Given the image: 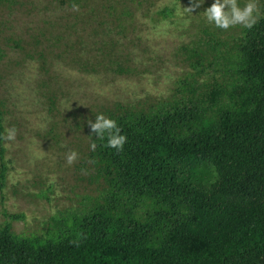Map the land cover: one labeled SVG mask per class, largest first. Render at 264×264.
<instances>
[{"label":"trees","instance_id":"obj_1","mask_svg":"<svg viewBox=\"0 0 264 264\" xmlns=\"http://www.w3.org/2000/svg\"><path fill=\"white\" fill-rule=\"evenodd\" d=\"M156 2L75 0L74 11L73 0H49L60 13L26 28V48L6 38L40 61L53 116L45 138L78 153L59 181H75L80 206L61 213L52 233L0 226V264H264V16L243 29L234 49L216 33L186 49L191 72L168 96L61 113L65 94L55 86L54 61L86 74L150 72L133 50L142 46L139 15L154 22L172 15L168 8L154 12ZM23 7L0 0V16ZM8 28L0 24V39ZM4 57L0 45V63ZM229 85L240 92L226 103ZM99 113L127 137L122 151L92 133L88 121ZM5 129L0 96V134ZM7 143L0 140L1 189L13 171Z\"/></svg>","mask_w":264,"mask_h":264},{"label":"rangeland","instance_id":"obj_2","mask_svg":"<svg viewBox=\"0 0 264 264\" xmlns=\"http://www.w3.org/2000/svg\"><path fill=\"white\" fill-rule=\"evenodd\" d=\"M21 1L23 8L0 16V24L9 27L0 39L6 53L0 63V96L7 109V129L14 126L17 130L15 140L6 145L13 171L10 181L0 188V226L10 224L12 233L43 235L60 228L65 217L61 213L79 212L80 197L75 181H59L65 179L64 171L69 167L65 155L73 149L65 142L58 144L45 138L53 121L46 99V76L40 61L27 56L21 47L26 48L22 41L27 27L54 18L60 9L49 0ZM246 2L239 0L241 7ZM211 3L212 0H205L201 7L189 12L186 7L190 0H157L153 11L168 8L172 10L169 18L154 22L139 15L142 46L133 51L136 61L150 69L141 77L86 74L54 61L55 86L65 94L60 103L62 115L71 116L76 108L95 103L134 104L147 95H170L191 72L186 49L206 45L212 39L210 33L220 35L234 49L244 27L222 30L210 25L203 10ZM256 4L257 21L264 16V0H256ZM12 35L20 47L6 42ZM239 92L229 85L222 99L230 103ZM39 176L49 181H32Z\"/></svg>","mask_w":264,"mask_h":264},{"label":"clouds","instance_id":"obj_3","mask_svg":"<svg viewBox=\"0 0 264 264\" xmlns=\"http://www.w3.org/2000/svg\"><path fill=\"white\" fill-rule=\"evenodd\" d=\"M204 3L205 0H190V6L186 7V10L192 12ZM72 8L74 11L79 10V4L75 3V0H73ZM203 11L206 21L218 29L227 30L236 25L251 28L256 22L257 4L256 0H247L241 7L239 0H212V3ZM88 124L96 138L105 141L104 147L115 149L117 152L123 150L127 137L122 134L121 128L114 119L99 113L95 115V120H89ZM16 131L14 126L5 129L6 134H0V140L14 141ZM96 147L95 141L89 145L90 150L93 152ZM77 158L78 153L74 150L67 152L65 155L68 165H71Z\"/></svg>","mask_w":264,"mask_h":264}]
</instances>
